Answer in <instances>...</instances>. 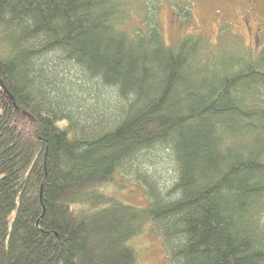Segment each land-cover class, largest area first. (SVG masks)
<instances>
[{
	"label": "trees",
	"instance_id": "trees-1",
	"mask_svg": "<svg viewBox=\"0 0 264 264\" xmlns=\"http://www.w3.org/2000/svg\"><path fill=\"white\" fill-rule=\"evenodd\" d=\"M140 4L0 0V264H139L145 231L171 264H264V45H170Z\"/></svg>",
	"mask_w": 264,
	"mask_h": 264
},
{
	"label": "rangeland",
	"instance_id": "rangeland-1",
	"mask_svg": "<svg viewBox=\"0 0 264 264\" xmlns=\"http://www.w3.org/2000/svg\"><path fill=\"white\" fill-rule=\"evenodd\" d=\"M249 0H141L140 10L135 14V21L142 22L148 15L156 20L161 29L163 39L167 44L175 45L186 33H201L215 40L222 28L226 34L240 36L244 44L258 46L264 45V21L260 26L259 39L250 33L247 24V14L251 9ZM248 4V6H246ZM260 8L248 14V22L255 25L259 16H264V1L259 0ZM261 10V11H260ZM245 11V13H244ZM149 12V13H148ZM264 12V11H263ZM261 18V17H260ZM129 28V26H128ZM159 178L163 181H171L172 171L164 168L156 169ZM162 171V172H161ZM118 187H114L116 194L124 201L138 207L147 204L146 189L143 184L130 175H117ZM116 188H118L116 190ZM132 243L138 253L139 264H171L164 252L161 238L155 232L145 231L135 237Z\"/></svg>",
	"mask_w": 264,
	"mask_h": 264
},
{
	"label": "flooded vegetation",
	"instance_id": "flooded-vegetation-1",
	"mask_svg": "<svg viewBox=\"0 0 264 264\" xmlns=\"http://www.w3.org/2000/svg\"><path fill=\"white\" fill-rule=\"evenodd\" d=\"M258 1L259 0H249L248 1V4H249V6H250L251 9L249 10V12H246V14H247V17H246L247 18V21L246 22L249 25L248 26L249 29L252 27V29L249 30L250 33H252L253 36H256L259 39V35L257 34V32H259L260 26L263 28L262 22L264 21V16H259V18H258L257 22L255 23V25H251L248 22V14L253 10V7H256L257 10L262 9V8H260V5L258 4ZM248 4H246V6H248ZM263 11H264V7H263ZM263 11L261 13H263V15H264V12ZM244 13H245V11H244Z\"/></svg>",
	"mask_w": 264,
	"mask_h": 264
},
{
	"label": "water",
	"instance_id": "water-1",
	"mask_svg": "<svg viewBox=\"0 0 264 264\" xmlns=\"http://www.w3.org/2000/svg\"><path fill=\"white\" fill-rule=\"evenodd\" d=\"M0 86H1L2 89H4V87H3L2 83H1V81H0ZM4 91H6V89H4ZM6 92H7V91H6ZM10 98H11V97H10Z\"/></svg>",
	"mask_w": 264,
	"mask_h": 264
}]
</instances>
